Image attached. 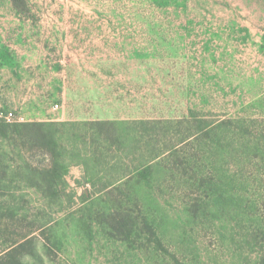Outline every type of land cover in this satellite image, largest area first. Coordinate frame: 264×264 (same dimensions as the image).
Masks as SVG:
<instances>
[{"label": "rangeland", "instance_id": "rangeland-1", "mask_svg": "<svg viewBox=\"0 0 264 264\" xmlns=\"http://www.w3.org/2000/svg\"><path fill=\"white\" fill-rule=\"evenodd\" d=\"M10 112L69 123L68 173L46 196L7 158L0 264H264V0H0ZM91 121L119 122L126 144L103 190L85 166ZM128 213L127 239L113 217Z\"/></svg>", "mask_w": 264, "mask_h": 264}, {"label": "trees", "instance_id": "trees-1", "mask_svg": "<svg viewBox=\"0 0 264 264\" xmlns=\"http://www.w3.org/2000/svg\"><path fill=\"white\" fill-rule=\"evenodd\" d=\"M15 6L21 7L25 5V0H14ZM205 123L206 121H199ZM69 123L61 122H23V121H7L0 119V174L4 178L8 175V171L11 169L13 164L7 163V158L11 159L12 154H17V160H20L19 166L22 164L29 168L27 175L28 180H33L34 183L40 185V181L43 180L46 186V196L57 197L67 186L65 180L66 174L68 173V165L63 163V160L59 158L62 155V146L60 145L57 132L59 126H67ZM83 125L90 127L91 133L90 138L93 142V155L91 158L85 159V166L87 175L91 178V182L95 189L103 190L112 186L115 181H120V177L114 182L108 178V170H119L118 167L113 165V156L110 153L114 152V148L120 149L126 146L124 138L121 135L119 122L116 121H91L86 122ZM140 127L133 126L131 129L135 132L141 133ZM147 129V128H145ZM42 155V159L39 162L46 164V160L51 162L50 168H39L34 167L33 162L29 161L27 154L34 156L36 153ZM60 161H59V160ZM17 161L15 158L11 159ZM100 166V168H99ZM10 168V169H9ZM27 168V169H28ZM138 171L137 177L140 179L148 178L147 171ZM18 175H23L19 173ZM38 176L40 180H38ZM112 177V176H111ZM107 179V180H106ZM89 181V182H90ZM90 182V183H91ZM40 188H42L40 186ZM113 221L117 224V230L119 234H123L125 238H129L133 229L135 228L134 220L130 213L125 215H119V218L113 217ZM152 234L155 235L153 227L148 225ZM157 238V237H156ZM157 242L161 244L160 238ZM20 248V247H19ZM18 248V249H19ZM16 249L15 251H18ZM19 257L14 254L12 257V263H17ZM10 264V262H8Z\"/></svg>", "mask_w": 264, "mask_h": 264}, {"label": "built area", "instance_id": "built-area-1", "mask_svg": "<svg viewBox=\"0 0 264 264\" xmlns=\"http://www.w3.org/2000/svg\"><path fill=\"white\" fill-rule=\"evenodd\" d=\"M15 115L13 114V112H10L9 114H2L0 113V119H5L7 121H13V119H15Z\"/></svg>", "mask_w": 264, "mask_h": 264}]
</instances>
